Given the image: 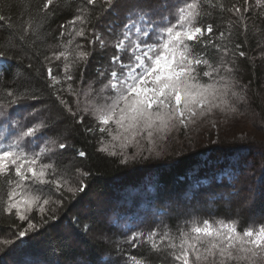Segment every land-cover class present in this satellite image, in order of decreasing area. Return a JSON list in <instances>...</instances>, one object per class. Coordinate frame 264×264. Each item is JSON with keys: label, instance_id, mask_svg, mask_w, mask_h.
<instances>
[{"label": "snow or ice", "instance_id": "snow-or-ice-1", "mask_svg": "<svg viewBox=\"0 0 264 264\" xmlns=\"http://www.w3.org/2000/svg\"><path fill=\"white\" fill-rule=\"evenodd\" d=\"M57 0H42L35 15H29L19 25L18 39L25 44L28 38L40 39L48 14ZM70 7L71 0H59ZM228 5L227 0H183L175 10L161 0H134L128 10L126 23L111 40L106 39L96 25L100 16L111 10L117 0H80L76 15L61 25V50L45 56L46 60L63 59V81L48 69V87L53 90L62 110L77 124L89 116L94 124L85 126L86 135L97 137V152L117 158L123 165L159 156L174 131L188 130L208 121L216 126V117L224 122L240 113L247 100L248 86L239 77L236 55L244 57L237 43L240 35L249 31L250 10L264 9V0H255V9L248 0ZM92 6L89 9L87 6ZM214 10L222 15L231 13L226 26L204 23ZM264 16V11L258 13ZM172 17H175L173 22ZM0 15V22L5 21ZM90 25V27H89ZM243 31H239V29ZM112 34V30L109 29ZM77 38L93 46L85 50ZM33 40V44L35 43ZM101 50L114 48L109 63L97 69L95 80L83 87L84 72L95 45ZM0 50V85L12 63L22 56L8 49ZM210 50H215L210 55ZM84 67L81 68L80 66ZM31 67V64L28 65ZM80 71V87L74 88L75 71ZM11 81L20 77L13 71ZM99 83V88L95 85ZM0 215L14 216L25 222L14 235L17 239L36 233L49 221L58 219L56 213L70 197L82 193L89 172L62 157L72 148L67 136L45 137L48 121L27 127L13 120L8 109L26 99H35V92L18 85L0 89ZM64 94L72 97V103ZM211 118V119H209ZM78 157L87 153L77 150ZM189 198L194 194L186 193ZM251 198H246V204ZM40 217L34 220L33 213ZM158 216L167 215L157 211ZM173 232L163 220L148 232L137 230L127 236L126 244L136 248L146 244L150 253H166L174 264H264V222L253 223L243 230L239 220L223 218L185 220ZM163 225V227H161ZM127 227V226H126ZM89 226H84L88 232ZM130 230V229H129ZM119 253V241L105 237ZM4 248L14 245L4 240ZM71 247V245H65ZM130 264H150L147 256H130ZM73 264H114L98 257L95 261L81 259Z\"/></svg>", "mask_w": 264, "mask_h": 264}, {"label": "trees", "instance_id": "trees-1", "mask_svg": "<svg viewBox=\"0 0 264 264\" xmlns=\"http://www.w3.org/2000/svg\"><path fill=\"white\" fill-rule=\"evenodd\" d=\"M121 1L126 2L117 0L111 10L100 16V22L96 25L97 31L108 40L114 38L112 34L117 22L125 19L119 5ZM129 2L133 3L134 0ZM161 2H166L170 6L169 12H172L183 0ZM227 2L229 6L235 3L242 9L244 7L243 0ZM248 2L255 9V0ZM41 4L42 0H0V15L6 18L0 22V50L11 44L13 47L8 50L22 56L19 63L11 64L0 89L19 85L22 91L24 86H29L36 98L23 100L10 107L8 112L11 118L21 120L25 117V121L31 120L33 125L42 120L48 121L51 127L44 130L43 135L67 136L73 147L65 152L62 159L65 162L73 161L77 167L89 172V176L84 181L85 190L75 198L69 196L56 213L58 219L49 221L36 233L17 239L14 234L25 226V222L7 214L0 215V248L5 247L4 240L14 241L10 250L0 251V264L11 258V249L15 247L17 253H21L19 260L33 255L48 264H73L81 259L95 261L98 257L111 260L114 264H130L128 257L142 255L147 256L150 264H174L166 253H150L146 244L132 248L125 243L126 237L137 230L148 232L160 220L175 232L178 226L186 227L185 220L194 216L201 220L213 217L238 219L241 230L250 224L264 222V16L258 15L264 9L250 10L245 14L250 25L247 39L245 35H240L236 41L241 44L240 51L246 53L244 57L238 53L235 57L238 78L248 86L247 100L241 105V114L227 122L217 116L215 127L205 121L188 130L174 131L159 156L123 165L117 158L97 152V137L86 135L83 131L85 126H92L94 121L85 116L84 123L77 124L63 112L53 90L48 87L49 68L53 76L61 79V85H57V88L66 87L63 81V59L46 60L45 56L50 57L52 53L59 52L62 39H68L67 36L61 38V25L67 24L76 15L75 7L80 4V0H71L70 7L57 0L40 30V39L29 37L25 44L18 39L19 25L30 14L35 15L36 7ZM87 7L92 8L90 5ZM229 18L236 19L231 13L221 15L218 10H214L203 22L223 27ZM172 19L174 22L175 17ZM77 40L84 45L85 50L93 47L83 38ZM115 51L111 47L101 50L98 44L95 45L84 72L85 89L89 81L96 79L97 69L108 64ZM214 51L210 50V55ZM13 71L20 77L16 83L10 79ZM74 75L72 84L78 88L80 71H75ZM95 86L99 88L100 85L97 83ZM64 96L72 103L71 96ZM2 99L4 96L0 93ZM77 150L85 151L87 156L78 157ZM144 180L142 191H149L152 195L148 198L152 207L145 210L135 198V195L142 194L138 185ZM129 190L137 192L129 195ZM186 193L194 194V198L187 197ZM246 198H251L247 204ZM120 201L133 204L120 206L116 211ZM141 210L142 215L138 216ZM158 210L167 215L158 216ZM250 216L253 218L249 219ZM33 217L35 222H40L35 212ZM124 221L131 223L126 229L117 226V222L124 225ZM85 225L89 226L88 232L84 231ZM105 237H109L112 242L119 241L123 252L118 254L114 243Z\"/></svg>", "mask_w": 264, "mask_h": 264}, {"label": "rangeland", "instance_id": "rangeland-1", "mask_svg": "<svg viewBox=\"0 0 264 264\" xmlns=\"http://www.w3.org/2000/svg\"><path fill=\"white\" fill-rule=\"evenodd\" d=\"M162 1V0H161ZM170 2H173V0H170ZM120 6H121V12L122 13H124V17H125V19H120L118 22H117V24H116V27H115V29H114V33L112 34L113 36H114V34L116 33V32H119L120 31V29L123 27V24L124 23H126L127 21H126V16H127V14H128V10H129V8L131 7V5H132V3H130L129 2V0H126V2H122L121 1V3L119 4ZM24 126H25V130H26V128L27 127H31L33 124H32V121L30 120V122H26L25 121V117H23L21 120H19ZM148 178V177H147ZM146 180H144V181H141L140 183H139V189L141 190V192H142V194L141 195H135V196H133V197H135V198H137L139 201H138V203L140 204V206H141V208L142 209H146V208H150L151 209V207L152 206H150V204H149V202H148V198L150 197V196H152L151 194H150V192L149 191H147V192H143L142 190H143V188H144V182H145ZM137 191L136 190H129L128 191V194L129 195H132V194H134V193H136ZM123 199H125V198H123ZM126 200V199H125ZM143 201H145L144 203H142ZM127 204H130V206L133 204V203H131V202H129V201H125V202H123V201H120L119 203H118V205L116 206L117 208H116V211H118L119 210V207L121 206H123V205H127ZM144 204V205H143ZM135 205H137V204H135ZM143 210H141L139 213V215L138 216H140V215H142V212ZM135 213V212H134ZM134 213H132V214H134ZM253 217L252 216H250L249 217V219H252ZM114 221V220H113ZM125 222V221H124ZM123 222V223H124ZM131 223L129 222V221H126L125 223H124V225H122V224H120L119 222H117V226H120L122 229H126V226H129ZM11 251L13 252V254H11V258L9 259V260H6L5 262H3V264H48L46 261H44L43 259H41V258H39V257H36V256H29V258H23V259H21V260H19L20 258V256H21V253H17L18 252V249H16V247L15 248H12L11 249ZM27 257V256H26ZM15 259V260H14Z\"/></svg>", "mask_w": 264, "mask_h": 264}]
</instances>
